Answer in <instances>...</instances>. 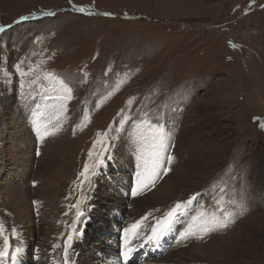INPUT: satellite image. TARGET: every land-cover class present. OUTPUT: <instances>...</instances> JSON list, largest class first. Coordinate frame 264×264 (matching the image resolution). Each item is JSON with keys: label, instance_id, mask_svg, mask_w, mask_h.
I'll return each instance as SVG.
<instances>
[{"label": "rangeland", "instance_id": "374dc122", "mask_svg": "<svg viewBox=\"0 0 264 264\" xmlns=\"http://www.w3.org/2000/svg\"><path fill=\"white\" fill-rule=\"evenodd\" d=\"M0 27V227L17 264H65L69 233L68 264H125L141 220L126 264H264V0H0Z\"/></svg>", "mask_w": 264, "mask_h": 264}, {"label": "snow or ice", "instance_id": "6c2138e0", "mask_svg": "<svg viewBox=\"0 0 264 264\" xmlns=\"http://www.w3.org/2000/svg\"><path fill=\"white\" fill-rule=\"evenodd\" d=\"M79 12H84L85 9L83 7L76 9ZM45 15H51V13H45ZM22 20H26L28 19V17H22ZM4 31V28L0 27V32ZM16 70L19 73V75L21 77L27 76L30 72L35 71V69H28V70H22L20 65L16 66ZM39 77H37L38 79ZM45 79H56V77L52 74H46ZM33 84L36 83V80L34 79L32 81ZM60 86L64 89L65 92L70 93L71 89L68 88L62 81L59 82ZM25 87L24 85V81L21 80L20 83V88L23 90ZM45 135H50L51 133H49L47 131V129L45 130ZM164 149V139H163V131L162 129H157L156 130V135L153 138V143L151 145V152H150V158L149 159H145L143 157V155H141V160L143 161V170L142 171H138L136 173L137 178H138V182L143 185V186H147L149 183H154L155 177L159 171L160 168V164H161V152ZM89 156H92V152H89ZM172 157L168 156L167 157V163L171 164L172 162ZM101 161H96L97 164H99ZM89 165L86 163L84 165V169L83 171L80 172V177H82L83 179L80 181L81 185H83V183L85 181L90 180L89 177ZM165 174L167 172V169H164ZM136 194V191H133V195ZM79 201H77V205H74V207L79 205ZM184 208V205L181 203H177L175 205V207H173L170 211H168L166 214H164L163 217L159 218L158 220H156V223L154 226H151V233L149 235H147V241L150 243H157L159 241L160 238H162L171 228L175 218L177 217V215L181 212V210ZM83 213L80 212L79 210L76 213L77 218H79L80 216H82ZM143 219H147V217L143 218ZM143 222V220L136 222L135 224L132 225L131 228H127L124 230V235L127 238L129 233H136V230L140 228L141 223ZM215 227H226V223L223 222H217L216 220H212L207 222V225L204 229L205 232L211 230L212 228ZM73 231H76L75 229ZM138 234V233H137ZM188 235H191V232H185L181 234V237H186ZM0 238L3 239V247L0 248V264H4V260L7 257H11V261L12 264H17V259L18 256L21 252V249L19 247L15 248V250H12L10 248V244H9V240L10 237L5 235L3 232V228L0 227ZM16 238V231L15 229L12 230V236L11 239H15ZM73 239V234L69 233L68 234V240L65 242V246H64V252H65V264H68V260H67V256H68V249L70 246V242ZM134 251V249L129 246V244L126 241L125 244V248L124 250L121 252V256L123 257L125 264L127 262V260L129 259L131 253Z\"/></svg>", "mask_w": 264, "mask_h": 264}, {"label": "bare ground", "instance_id": "6f19581e", "mask_svg": "<svg viewBox=\"0 0 264 264\" xmlns=\"http://www.w3.org/2000/svg\"><path fill=\"white\" fill-rule=\"evenodd\" d=\"M39 168H40V166H38ZM37 167V168H38ZM92 198V197H91ZM156 201V199L153 197V196H148L147 198H146V203H145V206L146 207H142L143 206V203L140 201V202H138V207H139V209H142V211H145L144 209H148L147 207H150V206H152V205H154V202ZM91 202V201H90ZM92 204H94V202H91ZM142 203V204H141ZM142 215V214H141ZM92 217V214H90L89 215V218H91ZM139 218V217H138ZM141 219V218H140ZM89 221V220H88ZM132 225L133 224H131V225H129V226H131L132 227ZM127 228H130V227H127ZM126 228V229H127ZM141 235V234H140ZM123 236V235H122ZM136 236H137V232L136 233H129V235H128V238H127V243L129 244V246H131L132 248H133V241H134V239L136 238ZM139 237V236H138ZM126 241L123 243V242H121L120 241V243H119V245L117 246V249L119 250V248L121 249V251H120V255H121V252L124 250V248H125V244H126ZM121 258L123 259V257L121 256ZM124 260V259H123ZM127 261H130L129 259L127 260ZM102 262V261H101ZM106 262H113L114 264H120V263H118V261L116 260V259H110V260H107ZM132 264V263H131Z\"/></svg>", "mask_w": 264, "mask_h": 264}, {"label": "built area", "instance_id": "2783aa9c", "mask_svg": "<svg viewBox=\"0 0 264 264\" xmlns=\"http://www.w3.org/2000/svg\"><path fill=\"white\" fill-rule=\"evenodd\" d=\"M216 29H219V27H216ZM252 58H253V52L249 47H247V50L245 51V53L243 55V61L249 62V60Z\"/></svg>", "mask_w": 264, "mask_h": 264}]
</instances>
